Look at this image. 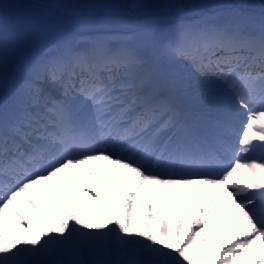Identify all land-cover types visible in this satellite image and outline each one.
I'll use <instances>...</instances> for the list:
<instances>
[{"label": "snow or ice", "instance_id": "6c2138e0", "mask_svg": "<svg viewBox=\"0 0 264 264\" xmlns=\"http://www.w3.org/2000/svg\"><path fill=\"white\" fill-rule=\"evenodd\" d=\"M9 7L0 264H264V0Z\"/></svg>", "mask_w": 264, "mask_h": 264}, {"label": "rangeland", "instance_id": "374dc122", "mask_svg": "<svg viewBox=\"0 0 264 264\" xmlns=\"http://www.w3.org/2000/svg\"><path fill=\"white\" fill-rule=\"evenodd\" d=\"M44 0H0V3H6L9 7V16H8V27H22V26H29V25H38L45 22L47 19L45 15V11L39 7ZM131 15H135L136 13L131 12ZM177 15H190L189 11L187 10H177ZM41 46H37V51L40 50ZM17 74L11 68V60H10V68H9V77L10 80L14 79ZM101 175V179L104 181L105 187L101 188L99 184L96 183L95 179L91 176H88L87 179L89 183L96 188L97 191L101 192L102 195H105L106 198L109 199V203L112 204L113 208H115V204L113 203V197L116 195V192L122 193L124 188L123 186L120 187L118 190H109L108 189V179L106 173L103 169H98ZM76 187H78V181L73 187V193L76 191ZM116 199H119V196L116 195ZM147 199V191L142 190L138 196V201L146 200ZM198 201L193 202L190 201L189 205L186 206V221L185 225L187 224V216L190 215L191 212H194L195 207ZM87 207V206H86ZM30 213H32V209H27ZM157 212L159 213V205H157ZM221 229L223 231L225 221L221 219L219 221ZM212 224L211 221L209 223V231H211ZM203 234H201L202 236ZM201 236L197 237V240L201 238Z\"/></svg>", "mask_w": 264, "mask_h": 264}, {"label": "trees", "instance_id": "16d2710c", "mask_svg": "<svg viewBox=\"0 0 264 264\" xmlns=\"http://www.w3.org/2000/svg\"><path fill=\"white\" fill-rule=\"evenodd\" d=\"M189 14L191 15V14H193L191 11H189Z\"/></svg>", "mask_w": 264, "mask_h": 264}]
</instances>
